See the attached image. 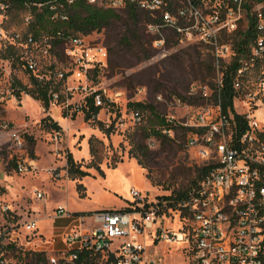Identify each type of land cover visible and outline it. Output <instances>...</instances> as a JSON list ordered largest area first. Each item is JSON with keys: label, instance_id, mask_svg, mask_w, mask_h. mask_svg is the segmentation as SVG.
Returning <instances> with one entry per match:
<instances>
[{"label": "built area", "instance_id": "2783aa9c", "mask_svg": "<svg viewBox=\"0 0 264 264\" xmlns=\"http://www.w3.org/2000/svg\"><path fill=\"white\" fill-rule=\"evenodd\" d=\"M76 0H46L53 19L65 20L68 6ZM87 3L124 10L130 6L148 13L147 28L155 36L153 44L162 47L168 42L166 30L177 35L198 37L210 49L217 73L212 93L207 86L201 92L213 100L189 119L180 121L167 116L175 126L187 130L185 145L197 150L196 156L209 165L197 184L178 199L149 200L135 186L133 199L124 208H99L74 211L66 203H57L43 217H68L64 229L48 235L38 226L39 216L20 220L10 206L0 202V264H159V257L150 248L152 241H165L168 247L185 249L191 256L188 264H264V12L253 9L255 36L249 52L240 57L234 88L235 114L223 110L221 87L226 65L235 54L234 42L222 33L234 32L246 0H214L204 11V0H85ZM9 3L0 1V11ZM31 13L26 16L27 22ZM4 45L20 42L19 33L4 31ZM68 54L82 44L80 36L61 35ZM53 35L37 40L31 34L23 46L25 65L40 78L32 49L39 42L52 44ZM83 45V44H82ZM79 58L87 73L91 66L106 64L109 52L103 44L82 46ZM86 60V61H85ZM65 73L61 72L63 77ZM59 93L53 92V99ZM96 104L103 103L101 92ZM136 122L142 115L134 110ZM172 129H164L172 135ZM0 133L8 137L14 171L28 170L22 155L25 136L20 126L0 118ZM1 148V147H0ZM2 161H0V169ZM6 181L0 176V197ZM43 199L44 193L35 189ZM46 205V201H42ZM46 207V206H45ZM9 212V213H8ZM7 213L8 215H5ZM178 224V226L176 225Z\"/></svg>", "mask_w": 264, "mask_h": 264}, {"label": "rangeland", "instance_id": "374dc122", "mask_svg": "<svg viewBox=\"0 0 264 264\" xmlns=\"http://www.w3.org/2000/svg\"><path fill=\"white\" fill-rule=\"evenodd\" d=\"M210 1L204 0L200 7L206 11L211 7ZM249 1L252 2V10L264 7V0ZM27 14L28 7L25 10L0 11V52L5 46L2 31L25 36ZM146 19L141 20L140 30L151 34ZM247 24V10L244 9L236 31L244 29ZM124 30L123 21L117 19L111 26L81 34L83 45L74 46L75 53L72 55L67 53L63 43L35 44L32 49L38 63L35 71L47 79L60 82L57 92L62 97L59 101L52 99L47 111L39 99L25 91L21 92V96L16 92L20 85L16 84L14 77L30 84V71L18 61L12 67V61L0 56V118L12 120L21 127L25 136L23 161L29 168L23 172L14 171L10 142L6 134L0 133L1 168L16 182V186L9 182L10 187L0 197V202L14 208L20 220L26 219L28 214L43 216L56 201L66 202L71 208L81 211L124 208L133 199L132 186L148 193L149 200H161L162 195L177 187L185 189L197 179L198 165L204 164L196 156L197 150L185 145L187 130L179 123L170 135L175 139L174 144H178L173 151H166L169 147L160 139L154 136L147 138L151 149H165L160 160L170 152L169 158H164V164L166 170L175 172V178H168L169 173L160 174L156 166L152 169L155 179L147 176L149 168L143 167L138 158L129 152L131 137L140 125L132 116L135 108L130 103L137 100L151 102L161 113L173 115L180 121L192 117L198 109L213 100V95L206 97L201 92V87L206 85L208 93H212L216 83V71L208 70L205 65L212 59L209 46L196 36L188 38L166 30L165 36L169 42L162 47L152 43V55L130 66L137 53L119 43ZM236 31L224 32L222 36L233 42ZM93 44L107 47L108 61L91 66L87 73H79L84 67V59L79 58V52L82 46ZM175 57L180 60L177 62L173 59ZM61 72L65 76L61 77ZM93 91L101 92L103 103L97 117L106 125H113L114 130L109 134L85 118L83 105L86 96ZM191 93L198 98L197 101L190 100ZM64 111L69 114L64 116ZM74 111L76 114L72 116ZM46 114L57 119L62 129L57 131L44 127L41 119ZM92 135L101 140L95 144V156L90 152L89 138ZM69 153L89 174L77 177L69 174ZM94 158L100 160L101 170L91 165ZM114 160L116 165H111ZM7 173L0 171V176L9 179ZM35 189L44 193L42 200L47 201L46 208L39 202L42 200H38ZM36 205L39 212L34 213ZM68 219L42 217L38 226L51 235L63 230L64 221ZM149 245L161 257L159 264H188L191 260L185 249L168 247L165 241H152Z\"/></svg>", "mask_w": 264, "mask_h": 264}, {"label": "trees", "instance_id": "16d2710c", "mask_svg": "<svg viewBox=\"0 0 264 264\" xmlns=\"http://www.w3.org/2000/svg\"><path fill=\"white\" fill-rule=\"evenodd\" d=\"M9 3V8L7 11L11 12L14 9L25 10L27 7L31 13L30 20L26 23V33L25 36L20 35V42H25L28 36L31 34L37 40H41L44 34L53 35L54 39L52 45L56 43H63L62 38H58L59 34L61 35H73L80 36L81 34L89 33L93 30H100L106 26H111L113 22L117 19L123 21L125 30L122 33L119 43L123 46L128 47L137 53V58L130 65H134L141 61L144 58H149L152 55L151 48L152 42L155 36L153 34L144 32L140 30V22L144 17H148V13L137 9L134 6H130L124 10L113 9L109 7L97 6L90 3H87L85 0H76L74 3L68 6L69 16L67 19H53L51 17V10L48 4H43L41 6L37 5V2H42L46 0H0ZM200 1V0H196ZM214 2V0H211ZM227 1V0H221ZM244 7L247 10L248 24L242 30L236 31V38L234 42L235 54L233 55L232 60L226 65L223 75V84L221 87V100L223 110L228 112L231 110L235 117L238 119L241 117L240 114L235 112L234 108V97L236 95V90L234 88V79L236 75L237 68L240 65V57L249 52L251 42L255 36V22L256 16L252 10V2L246 0L244 2ZM25 8V9H24ZM264 12V7L262 8ZM121 13H124L123 15ZM234 31V32H235ZM18 42L8 43L5 45L1 52L0 56L9 59L12 61V67L16 65V62L23 64L29 71L31 76L30 84L23 83L17 76L14 77L16 84L20 85V88L16 91L19 96L21 92L25 91L29 93L35 99H39L42 102L45 110L47 111L50 107L51 101L53 99V92H57L60 88V82H54L52 79L40 78L37 73L29 69L24 60L22 59V50L23 46ZM169 42V40H168ZM212 56V54H211ZM173 57V56H172ZM180 60V58H173ZM99 65V64H97ZM206 68L208 70H215L213 64V57L211 61L205 62ZM65 76V74H64ZM99 91H93L86 96V103L83 105V110L85 112V118L91 120L93 123L98 124L100 129H102L106 134L111 133L114 130L112 124L106 125V123L97 117V113L101 108V104H96L95 94ZM62 97L59 93L58 101ZM191 101H197L198 98H195L191 93ZM135 110L139 111L142 115L140 125L138 129L134 132L131 137L132 147L129 152L131 155L138 158L140 164L143 167H148L149 172L147 176L151 179H155L153 176V166H156L160 174L164 175L169 173L168 178L172 179L175 176V172H170L166 170V165L164 164V158H169V153L167 152L166 157L161 159V153L165 150L163 148L151 149L147 143V138L154 136L157 139H160L166 146L169 147L166 151H173L177 143L174 144V137H171L170 134L164 129L174 128L175 125L172 124L167 116L161 113L157 106L151 102L144 100H137L130 103ZM144 113V115H143ZM64 116L69 114L68 111H64ZM76 114V111L72 113V116ZM144 116V118H143ZM41 123L44 127L48 129L61 130L62 125L57 119L50 114H46L42 117ZM184 129H186L184 127ZM97 141H100L96 136L92 135L89 138L90 152L94 155L96 153L95 144ZM95 156V155H94ZM14 164L15 162L12 161ZM99 159H92L91 165L96 166L101 170L99 165ZM111 165H116V160ZM209 165H198V176L197 179H194L192 183L187 188L177 187L166 195H162V198L166 199H178L181 196L185 195L195 184L205 174ZM68 171L72 177L83 176L89 174V171L82 168L81 165L75 161L72 153L68 155ZM175 178V177H174ZM161 182V181H160Z\"/></svg>", "mask_w": 264, "mask_h": 264}, {"label": "crops", "instance_id": "0c3cea01", "mask_svg": "<svg viewBox=\"0 0 264 264\" xmlns=\"http://www.w3.org/2000/svg\"><path fill=\"white\" fill-rule=\"evenodd\" d=\"M61 124V123H60ZM0 171H5L6 173H7V171L5 170V169H0ZM8 174V173H7ZM8 176H10V174H8ZM5 181H6V189H8L10 186H9V182L10 183H12V185H14V186H16V182L11 178V176L9 177V179L8 178H6V177H4V176H1ZM46 199V198H45ZM38 200H42V199H40V198H38ZM42 201H45V200H42ZM42 201H39L41 204H42V206H43V208H46L45 206H47V201H46V205H44L43 204V202ZM57 203H66V202H63V201H56V202H54V204H52V206H54V205H56ZM67 204V203H66ZM68 205V204H67ZM51 206V207H52ZM69 206V205H68ZM70 207V206H69ZM12 208V207H11ZM109 208H114V207H109ZM13 210H14V212H15V209L14 208H12ZM70 209H72V210H74V211H81V210H77V209H74V208H71L70 207ZM96 209H99V208H96ZM35 212L34 213H36V212H39V209H38V206L36 205L35 206V210H34ZM18 214V213H17ZM28 216H30L29 214H28ZM44 216V215H43ZM43 216H39L40 217V219L43 217Z\"/></svg>", "mask_w": 264, "mask_h": 264}]
</instances>
